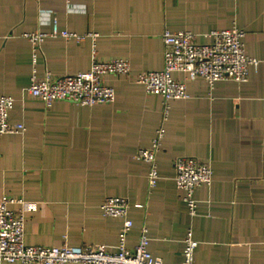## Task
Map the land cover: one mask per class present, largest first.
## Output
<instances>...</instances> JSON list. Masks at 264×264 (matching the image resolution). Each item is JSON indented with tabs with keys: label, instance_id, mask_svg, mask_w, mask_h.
<instances>
[{
	"label": "crops",
	"instance_id": "crops-1",
	"mask_svg": "<svg viewBox=\"0 0 264 264\" xmlns=\"http://www.w3.org/2000/svg\"><path fill=\"white\" fill-rule=\"evenodd\" d=\"M55 25L78 36L51 35ZM234 26L246 31L259 65L246 81L186 79L189 96L170 101L154 186L150 163L136 153L163 123L161 95L122 74L104 77L113 103L47 106L28 91L34 73L89 70L94 51L100 60L129 59L134 74L161 70L167 29L208 42L209 31ZM32 32L50 35L36 47L25 35ZM0 95L14 98L10 121L26 126L0 134V199H23L10 207L24 211L27 244L116 251L126 218L105 215L102 203L120 195L133 221L129 248L146 229L147 249L180 264L192 228L194 264H264V0H0ZM179 156L213 170L211 183L195 190V215L176 182Z\"/></svg>",
	"mask_w": 264,
	"mask_h": 264
},
{
	"label": "built area",
	"instance_id": "built-area-1",
	"mask_svg": "<svg viewBox=\"0 0 264 264\" xmlns=\"http://www.w3.org/2000/svg\"><path fill=\"white\" fill-rule=\"evenodd\" d=\"M26 37L39 47L50 35L45 32L25 33ZM51 35L67 38L76 33L59 30L55 25ZM208 42H200L191 30L167 29L163 33L165 65L161 70H150L134 74L127 58L100 60L94 51L91 68L87 71L56 75L47 71L39 76H31L28 91L44 100L47 106L58 100L82 105L113 103L116 90L104 82L108 74H122L142 83L152 94L163 97L165 106L162 125L157 129L151 146L141 147L136 157L150 163L149 182L154 186L159 179L157 154L166 134L164 122L167 121L172 99L189 96L186 79L203 77L213 83L221 79L246 81L251 65L258 66L259 59L248 55L245 46L246 31L234 26L228 29H214L206 33ZM186 74L185 79L174 77V72ZM14 98L0 95V134L21 133L26 129L24 123H12L10 111ZM176 182L184 191V199L189 213H197L194 193L200 184H210L213 179L212 168L196 156H179L175 159ZM23 203L22 198L3 196L0 199V261H19L22 264H165L163 259L154 256L148 249L146 229H143L139 243L133 248L126 245V236L133 226L127 218L129 200L120 195H109L102 203L105 215L126 218L121 229L120 241L116 251H110L104 244L61 246L31 245L25 242V215L23 209H12L11 204ZM184 259L180 264H194L198 242L192 228L184 238Z\"/></svg>",
	"mask_w": 264,
	"mask_h": 264
}]
</instances>
